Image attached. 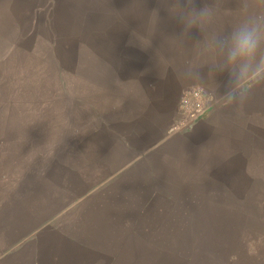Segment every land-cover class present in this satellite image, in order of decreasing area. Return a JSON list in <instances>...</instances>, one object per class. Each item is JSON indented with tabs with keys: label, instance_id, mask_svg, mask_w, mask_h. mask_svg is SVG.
<instances>
[{
	"label": "rangeland",
	"instance_id": "obj_1",
	"mask_svg": "<svg viewBox=\"0 0 264 264\" xmlns=\"http://www.w3.org/2000/svg\"><path fill=\"white\" fill-rule=\"evenodd\" d=\"M170 2L0 0V264H264V86L225 105ZM205 5L210 31L242 18Z\"/></svg>",
	"mask_w": 264,
	"mask_h": 264
},
{
	"label": "clouds",
	"instance_id": "obj_2",
	"mask_svg": "<svg viewBox=\"0 0 264 264\" xmlns=\"http://www.w3.org/2000/svg\"><path fill=\"white\" fill-rule=\"evenodd\" d=\"M239 8L242 18L230 31L216 33L210 31L217 16L215 5L197 9L195 0L169 4L170 13L183 25L182 36L175 39L183 44L193 28L200 29L204 39L192 46L200 56L215 55L216 60L207 64L212 70L209 74L228 72L226 92L220 97L230 106H242L254 88L264 86V0H239ZM202 66L187 65L183 77L202 80Z\"/></svg>",
	"mask_w": 264,
	"mask_h": 264
},
{
	"label": "built area",
	"instance_id": "obj_3",
	"mask_svg": "<svg viewBox=\"0 0 264 264\" xmlns=\"http://www.w3.org/2000/svg\"><path fill=\"white\" fill-rule=\"evenodd\" d=\"M210 97L209 93L200 87L186 89L177 104L179 125L189 126L202 119L214 105Z\"/></svg>",
	"mask_w": 264,
	"mask_h": 264
},
{
	"label": "crops",
	"instance_id": "obj_4",
	"mask_svg": "<svg viewBox=\"0 0 264 264\" xmlns=\"http://www.w3.org/2000/svg\"><path fill=\"white\" fill-rule=\"evenodd\" d=\"M211 111H213V109H211L210 111H208L207 114H206L202 119H200L199 121H197V122H195V123H193V124H190L189 126L183 128V129H184L185 131L191 129L190 132H192V131L194 130V126L197 125V124H199L200 121H202L204 118H207V117L211 114ZM185 131H184V132H185ZM192 136L194 137V132H193V135H192Z\"/></svg>",
	"mask_w": 264,
	"mask_h": 264
}]
</instances>
